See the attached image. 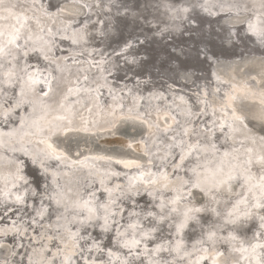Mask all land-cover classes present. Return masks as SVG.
<instances>
[{
    "label": "bare ground",
    "instance_id": "obj_1",
    "mask_svg": "<svg viewBox=\"0 0 264 264\" xmlns=\"http://www.w3.org/2000/svg\"><path fill=\"white\" fill-rule=\"evenodd\" d=\"M39 1L41 0H0V18L5 22L11 20V14L22 19L32 10L41 12L33 7ZM52 1L59 3L61 0ZM66 2L70 4L65 7L64 12H83L75 25L67 27L70 31L57 34V48L64 57L63 60L70 58L67 61L71 65L62 60H48L47 55L52 48L50 45H39V39L34 40V46L23 50L28 73L34 75L43 72L44 93L43 96L35 95L31 86L30 89L22 83L20 88L26 93H19L11 111H5L0 100V170H6L7 176L16 182L21 180L32 183L41 192L42 200L49 204L48 216L55 225L59 220L71 221L78 213L79 189L83 185L94 184L99 171H87L80 164L68 160L55 147L53 140L60 137L65 143L72 139L78 144L82 141L93 144L94 136L81 133L84 124L88 120H105L109 115H117L118 120L127 128L124 130L129 131H122L119 138H129L128 142L103 146L109 152L107 157L93 158L97 162H110L124 173L135 171L143 160V154L142 149L135 144L136 138L131 132L141 134V131H145L150 134L151 131H148L143 122L128 114L135 113L142 103L147 105L146 109L160 105L167 110L156 116L158 122L167 113L175 115L177 124L186 134L185 146L177 160L164 172L167 176L165 181L171 183H143L137 192L130 190L129 196L142 206V202L148 200L150 206H147L146 214L148 218L156 216V223L174 222L183 226L188 218L193 219V223L184 231V242L202 240L214 231L210 213H216L219 220L227 218L225 222L235 229L241 221L244 222V217L247 224L250 218L257 215L250 207L259 200L260 193L264 192V120L261 119L262 113L254 111L256 106L264 109V98L253 95L243 82L226 79V76L218 74L217 67L221 59L212 56V68L207 75L191 68L170 71L173 75L171 80L178 82L181 89L146 80L135 74L141 68L142 61L139 57L141 52L134 46L140 40L155 43L157 47L170 44L184 30H192L186 29L185 25L195 28L193 32H199L204 27L201 22L203 17L210 26L205 28L206 31L213 29L222 38L231 40V43L236 42L243 52L249 53L251 57H246L247 74L256 76L264 91V61H261L264 60V52L260 51H264V0ZM206 16L220 17L211 19ZM124 21L127 22L125 26L128 30H132L131 35L118 42L116 39L125 27ZM20 26L13 27L9 35L0 36V43L4 38L18 36L13 33ZM146 27L149 29H145ZM239 33L251 42V46L245 45ZM181 52L185 54L184 51ZM227 68L224 70L225 74L228 72ZM186 81L194 83L187 84ZM192 92H197L198 95H192ZM193 96L198 100V108L189 104L196 103ZM204 98L208 100L205 103ZM197 118L198 131L193 128ZM167 124L171 126V122ZM248 124L251 128H246ZM67 134L73 137L66 138ZM157 141V137L153 138L148 142L149 147H153ZM220 149L225 152L221 154ZM159 162H162L161 165L164 163L162 159ZM28 164L40 174L39 188L28 175ZM188 170L193 171L192 178L181 179L180 174ZM100 174L113 178L110 171H100ZM194 175L199 177L195 179ZM127 182L131 184L132 180ZM232 183L235 184L229 192ZM169 186L179 191L168 199L167 194L162 191L167 192ZM20 190L18 188L17 192H21ZM187 196L196 201L194 206H183ZM199 196L200 200L197 199ZM30 197L37 202L35 194ZM7 207L5 205L3 209H8ZM200 207L207 208L203 211L209 214L198 215L202 211ZM85 208L88 216L83 224L84 233L87 234L93 216H102V213L100 209L90 205ZM22 209L10 208V211L21 212ZM222 209L227 210L226 216L224 211L221 212ZM164 210L168 214H162ZM262 212L261 232L264 235V210ZM206 216L210 221L205 224L203 219ZM192 228L196 233L190 238ZM35 236L29 262L49 264L46 252L55 249L42 234L37 232ZM135 241L142 247L153 240L149 236H143L135 238ZM170 242L164 237L154 244L150 254L160 257ZM120 246L127 251L132 249L125 241L120 242ZM4 253L8 254V249L0 245V261L4 259Z\"/></svg>",
    "mask_w": 264,
    "mask_h": 264
},
{
    "label": "rangeland",
    "instance_id": "obj_2",
    "mask_svg": "<svg viewBox=\"0 0 264 264\" xmlns=\"http://www.w3.org/2000/svg\"><path fill=\"white\" fill-rule=\"evenodd\" d=\"M50 1L52 0L37 2L33 7L40 9L41 12L32 10L28 14H24L23 20L16 14H11L10 21L3 22L4 19L0 18V36L9 35L8 33L14 29L13 27L21 25L19 30L13 33L18 36L4 38L0 43V100L5 111H11L14 108L15 100L23 91L20 88L22 83H25L28 88L31 86L35 95L43 96V72L30 75L26 68V57L23 55L24 49L35 45V39H39V45L42 47L51 46L52 50L47 55L48 60H62L65 64L71 65L67 61L70 58L63 60L64 57L57 48V34L70 31L71 29L67 27L75 25L82 17L83 12L72 10L70 13H66L64 9L70 3L61 0L59 3L53 2L52 5ZM161 56L167 58L166 53L161 52ZM246 57H251L246 51L242 57H224L217 67L218 74L222 77L226 76V79L232 78L243 82L250 88L253 95L264 98V91L259 86L257 77L247 74ZM226 68L227 74L224 73ZM166 74L168 77L165 80H161V74L156 78L153 76L139 77L166 84L173 89H181L178 82L171 80L172 73L167 72ZM118 77L122 78L123 76ZM186 83L193 84L194 82L186 81ZM23 92L26 93V91ZM25 93L23 94L26 95ZM192 95L198 94L192 92ZM199 97L201 96L199 95ZM194 101L196 103L189 104L191 107L198 108V100L194 99ZM207 101L204 98L203 102ZM145 107L147 105L142 103L135 113L129 112L128 114L143 122L148 131H151L150 134L145 131H141V134L140 132L139 134L131 132V135L136 138L135 144L139 149H142L143 154V160L140 161L138 169L135 171L124 173L113 167L110 162H97L93 158L96 156L107 157L109 152L105 151L103 146L123 145L128 142L129 138L124 136L119 138L122 131L127 132L128 130H124L127 128L118 120L117 115H109L105 120H88L84 124L81 133L94 136L93 144H86L85 141L78 144L72 139H68L69 141L65 143L60 137L53 140L55 147L68 160L80 164L87 171H99L94 184L83 185L79 189V208L76 210L78 213L71 221L62 222L59 220L55 225L50 221L48 216L50 207L47 202L42 200L41 192L34 188L32 183L21 180L16 182L7 176L6 170H0V245H4L8 249V254L4 253V259L0 261V264H33V262H29V257L33 253V242L37 232L42 234L55 249V251L46 252L49 264H148V262L151 264H264V235L261 232L264 192L260 193L259 200L253 202L250 207L252 211H256L257 215L250 218L247 224L244 217V222L241 221L235 229L231 224L225 222L227 218L219 220L216 213H210V219L213 217L214 231L202 240L190 242H184L183 235L184 231H187V227L193 223V219L188 218L183 226L174 222L156 223V216L148 218L146 214L147 206H150L149 201H141L142 206L129 196L130 190L137 192L143 183H171L165 181L167 176L164 175V172L177 160L186 141V134L177 124L175 115L167 113L160 119L161 125L158 122L156 116L166 111L167 108L160 105H155L150 109ZM254 111L262 113L261 119L264 120V109H261V106H256ZM167 122H171V126ZM193 128L198 131L199 118L194 121ZM246 128H251V126L248 124ZM71 137H73L71 134L66 136V138ZM155 137L158 138L157 143L153 147H149L148 142ZM95 144L99 147H96ZM219 151L221 154L225 152L223 149ZM161 159L164 162L162 165L160 164L162 162H159ZM100 171H110L113 178L100 174ZM182 174H180L181 179L185 180L192 178L194 173L188 170ZM34 176L33 173L30 174L32 182ZM196 177L199 176L193 178L196 179ZM129 180H132L131 184L127 182ZM234 184L230 185L229 192L233 190ZM170 186L167 188V192L162 191L167 194L168 199L179 191ZM18 188H21V192H17ZM31 194H35V198H38L37 202L30 197ZM200 197L197 199L200 200ZM183 204L186 207L194 206L196 201L187 196ZM5 205L9 207L4 210L3 206ZM87 205L100 209L102 216L97 214L93 216L88 225L89 231L85 234L83 223L88 216L85 208ZM10 208L23 209L21 212H16L10 211ZM201 210L198 215L209 214L204 212L207 208L202 207ZM223 211L225 214L227 210L222 209L221 212ZM162 214H168V212L164 210ZM204 221L208 220L205 218ZM233 235L237 237H232ZM143 236H149L153 241L141 247L135 238ZM164 237L171 241L170 245L163 249L160 257L151 255L154 244ZM122 241L128 243L132 249L129 251L122 249L120 246ZM222 259L224 262H221Z\"/></svg>",
    "mask_w": 264,
    "mask_h": 264
},
{
    "label": "water",
    "instance_id": "obj_3",
    "mask_svg": "<svg viewBox=\"0 0 264 264\" xmlns=\"http://www.w3.org/2000/svg\"><path fill=\"white\" fill-rule=\"evenodd\" d=\"M143 1L144 0H135L136 3H141ZM50 3L53 5V1H50ZM219 15L221 16L222 14ZM220 16H217L215 18L210 16L206 17L217 19ZM201 22L204 25L201 31L193 32L195 28L189 25H185L186 29L192 30H190L189 32H184V30L183 33H181L179 37H176L174 41H170V44H164V46L161 47H157L155 43H149L145 41L143 42L140 40L138 45H135L134 47H136V49L141 52V54H139V57L142 61V66L138 71H136L135 74L143 77L153 76L155 78L161 74V80H165L168 77L166 74L167 72L191 68L200 73H203L204 75H207L210 73L213 64L210 56L220 60L224 57H242V55H244L243 49H240L238 47L240 46L239 44H237L236 42L231 43V40L222 38L219 33L215 32L213 29H211L210 31H206L205 28L210 26L203 17L201 18ZM126 24L127 22L124 21V26ZM145 29L149 28L146 27ZM130 31L132 30H128V28L125 26L116 40L120 42L124 39H127V37L131 35ZM240 31L242 30L240 29ZM242 33L244 32L242 31ZM240 37L244 40V43L247 47L251 46V42L245 39V36L241 35ZM117 43L114 42V44ZM252 47L254 48L255 46ZM183 48L186 51L183 50ZM255 49L258 51L260 50L257 47H255ZM181 51H184L185 54H182ZM260 51L264 52L263 49H261ZM161 52L166 53L167 58L161 56ZM27 171L28 175H30L31 173L35 175L33 182H35L34 184L37 186V188H39L40 179L38 175L40 174H38V172L35 171L30 166V164H28ZM205 218L208 220L207 222L204 221ZM205 218L203 219L204 223H209V218ZM195 233L196 231L194 230V228H192L189 232V236L193 238V235Z\"/></svg>",
    "mask_w": 264,
    "mask_h": 264
}]
</instances>
